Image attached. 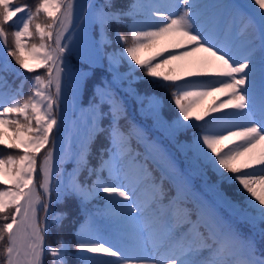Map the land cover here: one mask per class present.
I'll list each match as a JSON object with an SVG mask.
<instances>
[{
  "label": "trees",
  "instance_id": "1",
  "mask_svg": "<svg viewBox=\"0 0 264 264\" xmlns=\"http://www.w3.org/2000/svg\"><path fill=\"white\" fill-rule=\"evenodd\" d=\"M67 1L0 0V92L7 98L0 115V264L9 262L11 232L31 186L43 199L37 213L42 264L125 263L132 252L125 242L137 232L134 216L124 212L131 203L120 188L127 172L137 175L138 187L152 186V200L162 206L154 218L143 212L144 222L153 219L173 236L182 232L203 243L188 255L192 262L247 264L242 259L256 255L264 264V219L229 212L257 203V168L237 169L228 159L216 164L222 150L202 160L193 148L218 125L213 110L224 101L226 83L201 74L172 84L165 78L174 62L158 56L139 61L137 47L152 52L158 45V0H82L74 29L59 41ZM48 54L54 57L45 60ZM201 90L209 94L208 110L191 121L187 110L199 104ZM42 91L52 93L60 124L42 150L26 151L23 143L43 134L40 115L30 109L23 115L21 107ZM61 137L70 144L59 148L47 205L43 163ZM158 149L179 168L178 181L152 162ZM211 212L220 215L222 233L235 236V260L218 255L224 247L210 239L204 223Z\"/></svg>",
  "mask_w": 264,
  "mask_h": 264
},
{
  "label": "rangeland",
  "instance_id": "2",
  "mask_svg": "<svg viewBox=\"0 0 264 264\" xmlns=\"http://www.w3.org/2000/svg\"><path fill=\"white\" fill-rule=\"evenodd\" d=\"M200 1L161 0L158 19L161 27L154 32L158 45L152 52L141 46L137 47L136 52L140 62L150 56L166 57L174 62V73L165 78L169 83L194 82L201 74H206L209 79L219 78L220 82L226 83L222 88L223 99L226 101L213 110L218 118V125L211 128L206 139L194 144L193 148L196 157L202 160L212 158L222 150L218 159L214 160L216 164L228 159L237 169L245 165L257 168L259 177L253 187V193L260 192L257 203L252 210H243L238 204L229 209L238 219L257 221L264 219V133L260 134V139L247 141L250 143H237V138L242 130L250 133L264 131V0H239V5L232 0H209L204 4ZM82 2H66V8L58 20L59 41L74 29ZM203 49L207 52H202ZM174 51L177 53L172 54ZM50 57L54 55L48 54L45 60ZM57 82L60 85L63 83L61 73L56 75ZM203 91L201 90L199 104L187 110L191 121L197 120L205 109L208 110L209 94ZM5 97L0 92V105ZM63 97L64 94L61 95V101ZM12 99L9 97V100ZM11 105L14 107L16 104ZM54 106V99L50 94L39 92L31 103L21 107L23 115L29 109L40 115L37 123L43 134L39 140L32 139V143H23L26 151L42 150L52 131L58 128L60 120L54 116ZM253 118H257L256 128L251 123ZM120 138L119 136L118 139ZM68 144L70 140L66 139L64 142L61 137L59 146L50 150L49 157L43 163L42 191L47 205L59 148ZM153 161L163 174L179 180V168L173 166L170 156L162 149L156 151ZM122 164L118 163L119 166ZM136 179L134 173H125L120 187L122 192L131 197L130 206L124 212L127 216H134L137 222V232L129 237L131 242L128 247L132 252L123 264H195L187 254L200 251L203 243L191 240L184 234L171 241L157 224H152L153 219L144 222L141 217L143 212H149L154 218L161 215L162 206L152 201L153 187L136 188ZM42 205L43 199L38 196L34 186L29 187L21 201L20 214L11 232L8 264H42L44 241L37 222V213ZM206 226L210 238L218 240L220 215L211 212ZM222 240L225 248L218 255L233 257L235 236L231 234ZM248 264L263 263L255 257Z\"/></svg>",
  "mask_w": 264,
  "mask_h": 264
},
{
  "label": "bare ground",
  "instance_id": "3",
  "mask_svg": "<svg viewBox=\"0 0 264 264\" xmlns=\"http://www.w3.org/2000/svg\"><path fill=\"white\" fill-rule=\"evenodd\" d=\"M202 52H207L206 50H202ZM211 55V54H210ZM209 55V56H210ZM214 56V55H213ZM215 58H216V60L218 61L219 59H218V57H216V56H214ZM235 57V56H234ZM264 120V119H263ZM251 123H252V125L256 128V126H257V118H253L252 119V121H251ZM250 123V124H251ZM262 133H264V131H259L258 133H250V132H247V131H245V130H242L241 132H240V135H239V137L237 138V143H245V142H247L248 140H250V139H252V140H255V139H260L261 138V135L260 134H262ZM244 136H246V138L247 139H245V137ZM244 137V138H243ZM247 143H250V142H247ZM252 146H254V145H252Z\"/></svg>",
  "mask_w": 264,
  "mask_h": 264
}]
</instances>
